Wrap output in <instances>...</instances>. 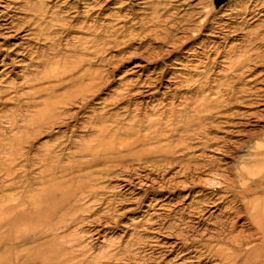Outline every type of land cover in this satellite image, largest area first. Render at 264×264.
<instances>
[{
	"label": "rangeland",
	"instance_id": "obj_1",
	"mask_svg": "<svg viewBox=\"0 0 264 264\" xmlns=\"http://www.w3.org/2000/svg\"><path fill=\"white\" fill-rule=\"evenodd\" d=\"M263 35L264 0H0V264H227L205 244L252 228L224 178L264 148L233 77ZM51 186L54 234L9 233Z\"/></svg>",
	"mask_w": 264,
	"mask_h": 264
},
{
	"label": "bare ground",
	"instance_id": "obj_2",
	"mask_svg": "<svg viewBox=\"0 0 264 264\" xmlns=\"http://www.w3.org/2000/svg\"><path fill=\"white\" fill-rule=\"evenodd\" d=\"M258 40L260 45L264 47V35ZM242 58L243 61L240 60L241 62L237 64V68L242 72L233 77L237 78L239 84L242 83L243 93L255 97L254 101L250 100V105L258 107L261 105L260 102H264V53H245ZM262 67L263 69L261 70ZM247 73L252 78L244 82V76ZM259 115V112L250 114V116L254 117H259ZM260 116L264 117L263 115ZM257 155L258 157L254 159L249 167L242 166L236 171L234 176H225L224 178L227 188L234 198V202L242 207L247 222L252 228L248 232L243 230L237 231L236 226L230 229L228 223L219 221L216 225L219 227L220 232L215 242H225L226 245L223 246L225 249L221 248L217 250L212 247L213 245L205 244V247L210 248L211 252L223 258L227 264H264V148L259 149ZM58 189L62 188L51 186L45 189L41 194L42 197L40 199L37 197L32 215L29 213L23 214L19 218L18 212L17 217L7 224L9 233L12 232L15 225H19V222H24L31 227L45 224L47 227L50 226V233L42 235L54 234L56 226L54 223L52 224V220L56 215L61 213L64 205H66L65 199L58 200L54 198ZM43 195L49 196L43 198ZM50 195L53 196L50 197ZM11 213L13 211L9 209L6 214L9 215ZM40 253L43 254L42 250ZM49 253L47 254L48 256L38 255L37 253L36 258L39 262L54 263V252L51 254L53 257L49 256Z\"/></svg>",
	"mask_w": 264,
	"mask_h": 264
}]
</instances>
